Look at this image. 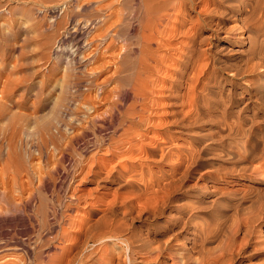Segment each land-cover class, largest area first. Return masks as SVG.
Here are the masks:
<instances>
[{"label": "bare ground", "instance_id": "obj_1", "mask_svg": "<svg viewBox=\"0 0 264 264\" xmlns=\"http://www.w3.org/2000/svg\"><path fill=\"white\" fill-rule=\"evenodd\" d=\"M114 3L100 4L98 8H105L107 12L85 23L87 32L94 28L97 31L85 40L90 50L83 57L92 64L90 71L103 74L102 85L111 82L112 86L107 90L99 85L91 93L89 86L73 74L74 78L67 83V93L63 92L68 94V100L64 99L68 103L63 105L71 122L58 121L72 133L75 130L92 132L94 147L104 146L102 150L106 154L117 157L115 163L97 165L95 169V164H88L86 170L81 167L79 172L82 180L90 174L89 180L95 185L82 192L87 197L93 194L100 181L113 183V187L104 185L112 189L113 194L101 205L85 206L86 212L75 223V220L69 222L70 207H66L64 223L69 225V230L62 226L60 214L48 207L46 196L35 204L38 191L35 193L34 188L21 187L20 197L26 196L22 198L24 203L20 207L23 208H15L18 202H13L14 198L8 197L3 190L0 215L10 216L0 219V233L3 227L11 228L13 233L2 234L5 236L0 243L2 264H141L144 261L219 264L233 257L234 235L264 232L261 215L264 207H260L264 203H256L257 212L254 207L250 212L251 207L243 211L250 213L247 217L238 219L235 215L231 228V224L227 223V227L226 221L222 222L224 219L222 223L213 224L209 216V211L218 204H226V196L235 205L234 210L252 201L253 197L264 198V176H256L264 173V129L254 128V124L262 123L264 114L258 116L256 110L243 111L250 100L258 105L264 103V0H118L117 7ZM85 6L74 5L82 9ZM210 23L214 24L212 33L203 28ZM95 40L99 42L95 44ZM78 43L72 42L75 56ZM210 48L244 52L241 63H229L226 70L231 77H227L228 80L238 87L234 95H239L244 105L235 110L226 109L228 103L222 98L230 100L233 93L229 87L220 98L223 103L220 110L213 112L214 115L209 114L207 102L210 100L202 101L206 83L212 84L208 75L218 76L209 71ZM70 63L69 69L74 72L77 67L72 68ZM158 82L161 86L156 84ZM244 92L248 94L245 96ZM104 100H109L108 106L104 104L106 108L97 111V105ZM74 103L85 105L90 111L85 116L87 119L79 121L78 125L73 119H78L80 107H72ZM125 103L126 108L123 107ZM211 117L214 120L209 121L214 125L199 126L203 122L200 119ZM70 135L67 145L74 150L77 134ZM225 138L226 141L233 138L235 144L228 147ZM216 140L221 148L213 153L212 144ZM216 171L221 172V176ZM190 181L194 184L189 185ZM75 188H71L70 197H76ZM119 189L126 192H119ZM81 196L74 200L82 199ZM222 210H218L219 216L227 220L228 213ZM134 222L154 227L136 226ZM18 226L25 234H15ZM222 235L223 240L219 238ZM218 239L222 243L216 248L214 243Z\"/></svg>", "mask_w": 264, "mask_h": 264}, {"label": "rangeland", "instance_id": "obj_2", "mask_svg": "<svg viewBox=\"0 0 264 264\" xmlns=\"http://www.w3.org/2000/svg\"><path fill=\"white\" fill-rule=\"evenodd\" d=\"M51 1L48 0V2H50L48 3L47 0H0V127H1L0 132H2L0 133V146L2 148V151L0 152V195L1 193H3V190H4V194L6 195L9 194L8 197L11 196L14 198L13 202L15 203L18 202V204H14L15 208H18V206L19 207L23 206L22 203H24V199L22 200L24 195L20 197L21 187L23 186L32 187L35 189V193L37 191L39 192V193L37 192L36 194L34 193L35 200H36V201L34 200V202H36L35 203L36 205L39 203L37 202V200H40V198L46 196L47 200L49 199L48 200L49 202L48 201L46 202L49 205L48 207L54 208V210H56V212L60 214V217H62L61 223L62 222L64 223L65 218H67L65 217V215H63L65 212L64 210L66 209V207H70V210H69L70 221L69 222H72L75 220L74 221L75 223L78 221L77 219H79L80 216L83 215L84 212H86L87 206L89 205L96 206V204L101 205L103 201H105L106 199H109L111 195L113 194L112 189H107L106 186H104V185L112 186L113 183L110 184L108 181H100L99 186L95 188L96 190L93 192L91 196L87 197L86 195H84L83 194L85 193L84 191L93 188L95 185L89 180L90 174H88L87 178H85L86 180L84 179L82 180L79 178L80 168L82 167L84 168V170H86L88 164H92V165L95 164L96 165V166L94 165V169H95L99 165L104 166L107 163L108 164L115 163L117 161V157L109 153L106 154L105 151L102 150L104 146H101L100 148L94 147L95 144L94 145L92 144V140H93L92 132H83V133L81 132L80 133V130H78L79 132L75 130L76 134L78 135V136L76 135L77 142L75 141L76 148L74 147V150H73V148L71 149V146L67 145L69 136H71L70 134L75 133V132L72 133V131L70 129H67L65 125H62V124L60 125V122L63 123V121L71 122V120L69 121L68 110L65 109L64 108L65 105H63V104L68 103L67 101L68 94H66L67 89H68L67 83H69V81H72V79L74 78L73 76L74 74L75 78L78 81L86 83L87 86H89V91L91 93H94L95 90L100 86L103 89L105 88L107 90L110 89V87L112 86L111 82H106V83H103L102 85L101 79L103 78V74L97 71L96 72L90 71L89 68L92 66V64H90L88 61H84L83 59L84 55H86L88 50H90V46L89 45L86 46V41L89 40L90 37L93 36L97 31V30H94L95 29L94 28L91 31L87 32L86 26L84 27V25L88 21V19L96 20L98 16L107 12V9L98 8L99 6L104 5V3L107 4L109 2H115L114 4H116L115 6L117 7L118 0H114V1L113 0H98V1L97 0H80V2L79 0H69V1L67 0L69 3L71 2V4L67 3V1L65 0H53L52 2ZM88 1H89V4L88 3L85 4V2H88ZM74 5L75 6L76 5H79V6L86 5L85 6L86 8L85 7L83 9L80 7L75 8ZM70 7L72 8L71 10L69 9ZM67 8H68V11H67ZM87 8H90V9H87ZM130 8L131 7H129V9ZM82 13L84 14V17ZM75 14L77 15L76 17H75ZM213 18L214 20H217V16H214ZM80 21H81V24H78V26L80 25L78 27L76 23ZM94 24H95V21H94ZM75 26L77 29L75 28ZM88 27H90V25H87V28ZM213 27H214V24L210 23L208 26L203 27V28L206 31L212 33V31L214 30ZM74 29H76L75 32H73ZM65 33L66 34L70 33V34H68L67 36L65 35ZM84 34L86 35L85 37H84ZM74 41L79 42L78 48L80 49V50L78 49L77 54L75 53L76 56L73 55L74 48L72 47V42ZM94 42L96 44L99 41L97 42L95 40ZM61 44H64V45H61ZM222 49H220L219 51V50L210 48L208 51L209 52L208 57H209V54L211 57H213L212 58L213 60L211 59V57H209V60H208V64L210 63L209 71L212 70V72L213 71L215 72V73L213 72L214 74L218 75V76H213V77L209 76L210 74L208 75L209 81L211 79L212 84L207 85L206 83L205 94L202 96V101L210 100V102H207L208 109L210 110L209 114L213 112L216 113V111L220 110L223 104L222 100L223 102L228 103L226 104V109H229V110L230 109L235 110L236 108H239V106L241 105L243 106L244 105L243 102H245V101H242L239 95H234V91H236L238 87L234 82L232 83L228 80L230 76H228V73L226 71L227 67L229 66V63L230 64L241 63V58L244 52H239V53L234 52L233 53L231 51H227L226 49L224 50V48ZM212 54L214 55L212 56ZM70 59L71 60L73 59V60L71 61ZM69 61L72 62V65H73L72 68L75 66L77 67L75 68L74 72H71L70 70L71 63ZM74 62L76 63L74 64ZM222 63H225V65H223ZM221 64L225 67H223ZM219 72L220 73L222 72V73L220 74ZM156 84H158V86L159 85L161 86V82H158ZM223 86L225 87L222 88ZM229 87H230V90H232L230 92L233 93L231 94L230 100L229 99L225 100L224 98H222L221 100L220 99L221 96L227 93L226 89H229ZM214 90L215 91L217 90V92H215ZM65 91L66 93H63ZM243 94L246 96L248 93L246 94V92H244ZM154 95L158 96V94H154ZM212 95H213V98H212ZM215 95L216 97L214 98ZM65 97L67 100H64ZM205 97H207L208 99L207 98L205 99ZM214 99L215 100L217 99V101H215ZM104 102L102 101V103L100 102V104L97 105V111L100 110L99 112H102L106 108V106H108L107 104H109V100H106V101L104 100ZM254 103L256 102H254L253 100H250L247 106L243 108L244 109L243 111L251 112L253 110L254 111L256 110L255 112L257 113L258 116L263 115L264 114V103L260 105H258L257 103L256 104ZM104 104H106V106ZM127 104L125 103L123 107L127 106ZM212 104H214L215 106ZM71 106L80 107V109L79 108L77 109L78 119H73L75 121L74 122L75 125H78L77 123L79 121L87 119L85 116L87 112H90V111H87V109L85 108V105H77V103H74ZM215 113L211 115H214ZM213 118L214 117L206 118V120L205 118L202 120L200 119V122L201 121L203 122L199 126L204 127L205 125L206 126L214 125L213 121H209L210 119L214 120ZM59 119L61 120L60 122H58ZM98 122L99 121H97V123ZM263 122L264 120L262 119V123L258 122L254 124V128L256 130H260V128L264 129ZM84 134L86 135V137ZM103 134H106V133H103ZM53 137L56 139V142H55V139H53ZM80 138L83 141L80 140ZM224 141L226 142V144H228L227 145L228 147L235 144V141L233 138H230V139L227 138V141L225 138ZM87 142H89L88 145H87ZM41 143L43 145H41ZM213 144H212L213 146L212 148L214 149L213 153H218L219 149L221 148L220 142H217L216 140L215 142H213ZM215 146L217 147V149ZM99 149L101 151H98ZM115 152L116 150H114V153ZM8 153L9 155H7ZM93 158L95 161L93 160ZM215 173L221 176V172L216 171ZM41 176H42V179L45 176L44 180L40 179ZM256 176L257 177L264 176V173L260 175H256ZM42 183H43V186H42ZM192 183L193 181L188 182L189 185L194 184ZM74 186L76 187L75 188L76 190H74V192L76 191L75 192L76 197L77 196L79 197L81 195L82 196L80 198L83 197L82 199L78 201L74 200L76 199V197L69 196L71 195V191H72L71 188H74ZM45 187H46V190H45ZM105 190L107 191L105 192ZM119 192H126V191H124L123 189H119ZM56 196L57 197L59 196L60 199L59 197L57 198ZM85 196H86V200H84ZM226 197H227L226 204L224 205V203H222L223 206H220L222 205L221 203L218 204L217 206L218 207L220 206V207L219 208H217V206L214 207V209L217 208V210L215 211H213L214 209L210 210L209 216H211V219H212L211 221L213 222V224L218 223L219 221L221 222L224 219L222 222L226 221L227 227L228 225L231 224L230 228L232 227L233 222L236 220L235 218L236 216L238 217V219H241L242 217L243 218L247 217L250 215L249 212L252 210L253 207L255 210V207L258 205L256 204L257 202L260 205L264 203V200H263L264 198L262 196L261 197L257 196L256 198L253 197L252 201L249 200L248 202L244 203L240 207L238 206L234 210L235 205L230 201L229 196H226ZM51 200L54 201L56 206ZM68 201L69 203H67ZM88 201H90V203ZM57 202H60V203H57ZM76 202L79 204H77ZM253 202L255 203V205ZM52 204L55 207H53ZM228 204L230 205V207H228L229 206ZM71 207L72 208L74 207L75 209L74 208L72 209ZM222 207H224L225 209L223 208L222 210L221 209ZM248 207H251V209L249 208V212H247V214L246 212L243 213V211L248 210ZM260 207L262 208L264 206L261 205ZM20 208H23V207H20ZM256 208L259 209L258 206ZM218 210H222L228 213L227 220L224 217L220 218ZM79 212L82 214H80ZM263 212H264V209L262 213ZM17 215H19V213H15V216ZM261 215L264 217V213ZM5 216L9 217L10 215H5V214L0 215V219L5 218ZM215 217L218 218V220ZM215 220L216 222H214ZM49 222H53V220L49 219ZM134 223L136 226H138L139 224V226L148 225V227H154V225H151L145 222H140V223L134 222ZM65 225L66 224L64 223L62 226L65 228L67 226L69 227L68 224L67 226ZM68 227L66 229L71 230ZM21 229L22 227L18 226L16 228L15 234H25L24 231H22L23 229L22 230ZM10 233L11 234L13 233V230L11 228L3 227V233H0V243L3 242V240H5V236L3 235L10 234ZM219 238H222V240L224 239L223 235L222 237L220 236ZM220 240L214 243V246H216V248L221 246L220 243H222V240L221 241ZM236 241L238 243H236ZM252 242L257 246L253 245ZM258 242L260 244H258ZM233 243L236 249L233 252V257L230 258V260L233 258L232 262L228 259L226 260L228 262L224 261L221 263H224V264H227V263L228 264H240V263L241 264H264V259H263L264 258V248H263L264 247V232L259 233V234L258 232L256 234H236L233 237ZM238 246L239 247L242 246V247L239 248ZM258 247L261 249L259 250ZM15 250L16 249L12 251L17 253V250L16 251ZM0 254H2V252ZM9 259L12 260V258H9ZM0 260L2 261L0 262V264H2L3 260L2 259ZM141 264H153V263L150 261H147V262L144 261Z\"/></svg>", "mask_w": 264, "mask_h": 264}]
</instances>
